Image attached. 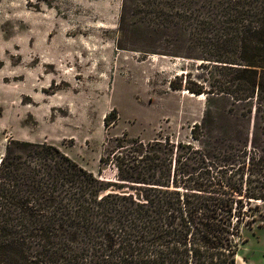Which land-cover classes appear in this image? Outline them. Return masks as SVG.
<instances>
[{"label": "trees", "instance_id": "trees-1", "mask_svg": "<svg viewBox=\"0 0 264 264\" xmlns=\"http://www.w3.org/2000/svg\"><path fill=\"white\" fill-rule=\"evenodd\" d=\"M118 27L205 61L206 83L169 82L205 95L202 116L187 141L110 138L99 162L114 180L8 140L0 264H235L264 220V0H121Z\"/></svg>", "mask_w": 264, "mask_h": 264}, {"label": "rangeland", "instance_id": "rangeland-1", "mask_svg": "<svg viewBox=\"0 0 264 264\" xmlns=\"http://www.w3.org/2000/svg\"><path fill=\"white\" fill-rule=\"evenodd\" d=\"M120 9L121 0H0V156L8 140L44 141L114 180L99 162L110 138L190 140L205 95L169 82L204 84L209 68L152 53L170 45L124 33ZM246 238L235 264H264V220Z\"/></svg>", "mask_w": 264, "mask_h": 264}, {"label": "bare ground", "instance_id": "bare-ground-1", "mask_svg": "<svg viewBox=\"0 0 264 264\" xmlns=\"http://www.w3.org/2000/svg\"><path fill=\"white\" fill-rule=\"evenodd\" d=\"M190 95H193V94H192V93H190V94H189V96H190ZM201 96H202V95H201ZM201 98H202V97H201Z\"/></svg>", "mask_w": 264, "mask_h": 264}]
</instances>
